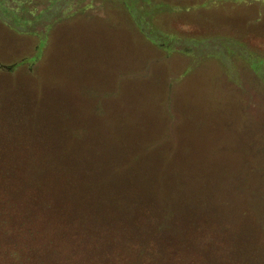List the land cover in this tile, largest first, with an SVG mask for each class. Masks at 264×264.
<instances>
[{
	"label": "trees",
	"instance_id": "16d2710c",
	"mask_svg": "<svg viewBox=\"0 0 264 264\" xmlns=\"http://www.w3.org/2000/svg\"><path fill=\"white\" fill-rule=\"evenodd\" d=\"M8 1L0 0L6 13L34 21L20 15L22 4ZM144 1L133 4L135 28L156 49L167 45L175 53L177 38L151 22L157 10L175 6L148 0L154 8L144 11ZM0 19L8 21L1 13ZM219 36L188 40L180 50L188 66L163 85L149 68L139 81L117 69L116 94L104 74L113 66L108 59L102 74L96 64L87 68L81 98L64 91L70 76L58 81L38 73L35 56L0 63V264H264V154L250 155L264 143L210 138L218 134L209 122L215 114L227 118L224 130L238 127L219 105L201 112L193 90L187 110L169 107L172 86L203 58L219 61L228 84L239 81L235 56L250 71L248 59L264 62L244 44H219L234 41ZM99 77L101 88L93 85ZM127 81L143 92L130 94ZM48 82L55 90L49 96L42 91ZM170 120L180 124L175 140L164 126Z\"/></svg>",
	"mask_w": 264,
	"mask_h": 264
},
{
	"label": "rangeland",
	"instance_id": "374dc122",
	"mask_svg": "<svg viewBox=\"0 0 264 264\" xmlns=\"http://www.w3.org/2000/svg\"><path fill=\"white\" fill-rule=\"evenodd\" d=\"M125 1L131 8L125 9L124 0H9L12 8L22 4L20 15L33 18L34 21L6 13L0 7V13L8 20L4 22L0 19V63L9 65L20 59L35 56L38 73L46 72L48 78L53 77V80L58 81L70 76L71 89L66 86L62 88L66 87L64 91L69 90L73 97L81 98L86 94V85L90 79H85L84 83L82 76L89 73L87 68L96 64V69L102 74L106 59L113 64L104 71L109 83L108 89H111L109 93L116 94L113 80L117 78L115 75L117 69L128 71L130 74L136 73L139 81L149 68L150 73L160 74L162 80L159 83L163 85L164 80L170 76L175 77L185 71L190 57L180 50L191 39L216 38L219 35L223 38L229 37L234 41L219 44L241 43L247 49L264 56V0H208L209 7L201 5L204 0H161L175 6L176 10L174 12L157 10L151 21L152 26L153 29H159L177 38L175 43H172L177 50L175 53H170L167 45L163 52L146 41L133 24L135 0ZM143 3L144 11L145 7L154 8L148 0ZM199 5L201 7L197 8ZM105 17L110 21L107 22ZM117 22L123 27L118 26ZM163 38V44H171L169 38ZM107 56L109 58H106ZM242 58L235 56L230 60L233 69L237 70L239 79L232 80L231 84H228L219 61L209 57L201 59L195 71L172 86L173 100L169 107L176 113L187 110L186 104L192 103L189 102L188 93L193 90L197 98L194 105L201 112L214 110L219 105V109L227 114L228 123L238 127L236 132L224 130L221 126L227 118L215 114L209 122L217 127L218 134L212 133L210 138L230 139L237 145L243 142L250 146L254 142L264 143V77L261 78L264 62L260 58L248 59L246 63L250 71L243 64ZM119 61L122 63L120 68L116 65ZM149 61L153 63L148 65ZM20 76L29 84L31 79L28 80L24 72L19 78ZM5 77L8 80L12 79V75ZM101 77L93 81L95 87H102ZM134 84L127 81V90L130 94L140 95L143 91L136 90ZM49 86L50 82L46 83L42 90L47 96L55 93V90L49 91ZM35 93L31 92L33 97L36 96ZM210 95L214 102L207 99ZM192 96L194 98V95ZM109 101L111 100L108 99ZM199 122L203 123L201 120ZM184 124H187L186 120ZM39 125L40 122H37V129ZM178 125L180 124L172 120L164 123L173 140L180 134ZM199 139H203L202 135L198 137ZM253 146L255 148L250 153L252 159L260 158L264 154V145L261 146V150H258L256 145Z\"/></svg>",
	"mask_w": 264,
	"mask_h": 264
},
{
	"label": "flooded vegetation",
	"instance_id": "af4514ba",
	"mask_svg": "<svg viewBox=\"0 0 264 264\" xmlns=\"http://www.w3.org/2000/svg\"><path fill=\"white\" fill-rule=\"evenodd\" d=\"M239 43V42H238ZM241 44V43H240Z\"/></svg>",
	"mask_w": 264,
	"mask_h": 264
}]
</instances>
